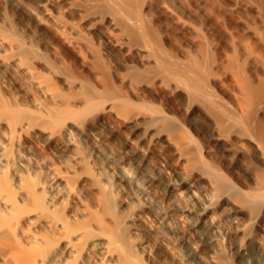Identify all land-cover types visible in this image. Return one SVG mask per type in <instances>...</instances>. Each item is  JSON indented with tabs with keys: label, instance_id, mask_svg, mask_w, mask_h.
Here are the masks:
<instances>
[{
	"label": "bare ground",
	"instance_id": "obj_1",
	"mask_svg": "<svg viewBox=\"0 0 264 264\" xmlns=\"http://www.w3.org/2000/svg\"><path fill=\"white\" fill-rule=\"evenodd\" d=\"M0 264H264V0H0Z\"/></svg>",
	"mask_w": 264,
	"mask_h": 264
},
{
	"label": "rangeland",
	"instance_id": "obj_2",
	"mask_svg": "<svg viewBox=\"0 0 264 264\" xmlns=\"http://www.w3.org/2000/svg\"><path fill=\"white\" fill-rule=\"evenodd\" d=\"M197 17H201V16H197ZM192 20H193V22L196 20V22H194V24H197V26H198V25H201V21H200L201 19H199V18H195V19H192ZM198 23H199V24H198ZM198 27H199V26H198ZM202 27H203V26H202ZM202 27H201V30L198 32V34H203V36L207 34V35H208L207 39H209V41H210V40L212 39V38H210V37H211L210 34L207 32V30H205L206 32H205V31H202V30H204V29H202ZM198 30H199V29H198ZM200 32H201V33H200ZM205 33H206V34H205ZM207 35H206V36H207ZM198 36H199V35H198ZM203 36L201 35V37H203ZM201 37H200V39L206 41V38H205V37H203V38H201ZM226 38H228L227 41H228V40L230 41V38H229V37H226ZM86 39H88V38H86ZM89 39H90V38H89ZM89 39L87 40V42H89ZM90 42H91V45H92L93 47H95V48H97V49H100V47L98 46V45H99L98 43H95V44H94V42H92V41H90ZM97 46H98L99 48H98ZM98 51H99V50H98ZM98 51H97V52H98ZM100 51H101V49H100ZM100 51L98 52V54L100 53ZM47 57H48V56H47ZM50 57H51V56H50ZM99 57H100V56H99ZM46 59H47V58H46ZM49 60H50V61H53L52 58H50ZM160 104H161V103L158 102V108H159L160 106H162V105H160ZM161 109H165V108H164V107H161ZM166 110H167V109H166ZM166 110H164V112H166ZM167 112H168V114H169V110H168ZM167 112H166V114H167ZM169 115H170V114H169ZM170 116H171V115H170ZM172 120H173V118H172ZM174 120H175V119H174ZM167 121H168V120H167ZM170 121H171V120H170ZM170 121H168V123H169ZM174 122L177 123V121H174ZM171 123H173V122H171ZM174 124H175V123H174ZM193 134H195V133L193 132ZM197 137H198L197 134H195V138H197ZM195 138H194V139H195ZM198 138H199V137H198ZM197 140H200V141H201L200 138L197 139ZM197 140H195V141H197ZM120 143H122V141H120V140H115V144H120ZM195 143H196L197 145L199 144L198 142H195ZM201 143H202V141H201ZM201 143H200V144H201ZM194 145H195V144H194ZM197 145H196V146H197ZM202 145H203V143L200 145V146L202 147V149H203V146H202ZM200 146H199V147H200ZM197 147H198V146H197ZM197 149H198V148H197ZM204 149H205V148H204ZM199 150H200V149H199ZM199 150L196 151V152H198V153H196V154H198V155H200L199 153H201V151L199 152ZM202 151H203V150H202ZM49 152L51 153V155L54 154V153H53L54 151L52 152V150H49ZM194 152H195V147H194ZM203 153H204V154H203ZM203 153H202V154H203V157H204V155H205L204 160H205V158H206V160L208 161V158H209V157L206 155L207 153L205 152V150L203 151ZM198 155H196V157H198V158L200 159L202 156H198ZM206 156H207V157H206ZM203 157H202V158H203ZM202 158H201V159H202ZM229 158H230V157H229ZM229 158H228V159H229ZM233 158H234V157H233ZM233 158H232V156H231V158H230L229 160H231V159H233ZM199 159H198V160H199ZM201 159H200V162L203 161V159H202V160H201ZM209 159L211 160V158H209ZM244 159H245V158H244ZM244 159H242V157H238V158L235 157V158H234V161L236 160L238 163H241L240 165H241V167H243V168H245L244 166L249 167L250 165L246 162L247 159H245V160H244ZM229 160H228V161H229ZM207 161H206V162H207ZM232 161H233V160H232ZM232 161H230V162H232ZM247 161H248V160H247ZM211 162L214 163V161H211ZM201 163L204 164V162H201ZM201 163H200V164H201ZM205 164H208V162L205 163ZM210 164H211V163H210ZM214 164H215V163H214ZM243 164H244V165H243ZM245 164H246V165H245ZM211 165H213V164H211ZM201 166H202V165H201ZM204 166H205V165H204ZM204 166H203V167H204ZM213 166H214V165H213ZM209 167H210V166H209ZM211 167H212V166H211ZM211 167H210V168H206V169L209 170V169H211ZM209 171H212V170H209ZM223 171H225V169H224ZM223 171H222V174H223V175H224V173L226 174L227 171H225V172H223ZM212 172H213V171H212ZM218 172H219V171L215 172V174L217 175ZM220 173H221V171H220ZM220 173H219V175H220ZM211 174H212V173H211ZM215 174H212V175H215ZM227 174H228V173H227ZM227 174H226L225 176H228ZM216 175L214 176L215 178H216ZM225 176L223 177V176L221 175V177H220L221 179H220L218 176H217V177L219 178V180H222V179H223V180H226V178H228L229 176L226 177V178H225ZM224 178H225V179H224ZM230 178H232V177H230ZM230 178L227 180V183L229 182V180H231ZM216 179H217V178H216ZM223 180H222V181H223ZM232 181L236 182L234 179H232ZM232 181H231V183H232ZM231 183H228V184H231ZM85 200H86V202H89V201H90L88 198H85ZM127 239H128V235H127ZM130 241H131V240H130ZM129 243L131 244L132 241L129 242Z\"/></svg>",
	"mask_w": 264,
	"mask_h": 264
}]
</instances>
